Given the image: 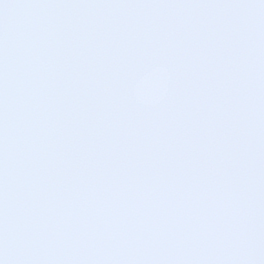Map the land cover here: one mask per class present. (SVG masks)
<instances>
[{
  "label": "snow or ice",
  "instance_id": "obj_1",
  "mask_svg": "<svg viewBox=\"0 0 264 264\" xmlns=\"http://www.w3.org/2000/svg\"><path fill=\"white\" fill-rule=\"evenodd\" d=\"M0 264H264V0H0Z\"/></svg>",
  "mask_w": 264,
  "mask_h": 264
}]
</instances>
